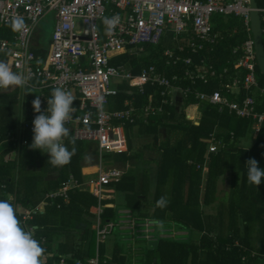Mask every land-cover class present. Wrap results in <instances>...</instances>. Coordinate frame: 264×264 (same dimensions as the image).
I'll use <instances>...</instances> for the list:
<instances>
[{"label":"trees","instance_id":"trees-1","mask_svg":"<svg viewBox=\"0 0 264 264\" xmlns=\"http://www.w3.org/2000/svg\"><path fill=\"white\" fill-rule=\"evenodd\" d=\"M256 1L259 8H264V0ZM213 27L216 32L225 33L227 36L210 58L218 69L229 65L234 73L233 65L238 56L234 55L233 51L247 39L243 21L234 16H215ZM234 30L236 35H231ZM149 57L130 60L132 64L137 62L149 65L152 63V57ZM201 57L209 59V55L204 52L194 56V62L198 63ZM122 58L114 60L113 64H120L124 59L129 60L127 56ZM174 70L178 75H182L183 66L180 65ZM244 74L245 72L241 71L239 75ZM257 75L260 83L264 84V76L258 67ZM217 87L216 81H211L210 84L199 82L196 85V89L206 93H211ZM257 94L258 111L262 112L264 97ZM17 96L18 90L11 94L0 92V200L12 203L18 218L19 205L30 209L36 207L48 191L58 189L71 174L82 180L81 162L89 147L85 142L75 140V155L60 167L48 164L50 156L46 152L33 149H18V157L6 162L5 157L16 149L15 144L9 140V134L17 128L11 108L18 103ZM115 97L109 98L110 110H113L112 101L117 109H121L124 100L132 96L121 93ZM140 100L143 102L144 97ZM196 102L195 97L191 95L185 99L180 112L176 107L169 108L170 115L165 113L152 117L149 125L142 126V134L154 135V142L148 144V148H155L157 145L160 128H166L169 132L166 142L159 146V157L155 159L157 179L154 197H149L147 171L144 172L143 190H136L138 177L133 170L124 175L118 184L110 186L117 192L125 193L124 208L139 212L137 223L151 219L154 229L159 225L158 233L153 240L145 239L141 236L142 233H135L138 235L133 236L135 248L132 250L128 247L133 254L117 244L112 258L105 264H264V179L259 186L250 185L246 168L247 161L254 158L259 168L264 170V124L253 144L245 147L240 144L253 138L252 120L237 118L229 114L227 109L220 111L218 106L202 102L199 106L201 119L199 125H196L195 122L186 120L184 111L185 106ZM170 134L178 136L175 142L171 141ZM212 134L222 139L226 147H221L217 153L208 154V139ZM69 138L68 149L71 151L73 145ZM128 147L130 155L125 152L111 153L106 156L107 162L123 163L135 158L144 163L153 160L152 157L142 159V154L133 152L134 146L129 139L122 149L127 150ZM97 153V150H92V160L97 161ZM38 159L41 160L39 166ZM190 161H193V164H190ZM92 163L97 164L93 161ZM197 164L208 165L209 170L205 176L202 170L197 168ZM92 171L96 169L86 170ZM51 172L60 174L55 180H47ZM221 179H228L231 185L229 190L224 192V197L218 196V183ZM161 197L167 200L165 206H157ZM70 198V203L67 206L63 204L61 209H48L44 214L46 219L43 214H39L29 223L38 227V234L41 233L47 238L49 251L52 250L54 236L66 234L60 241L55 255L63 254L68 261H75L95 255V216L90 213V208L96 206L98 200L90 193L79 192H71ZM106 204L113 203L104 202L103 223L118 222L119 208L107 207ZM208 209H213L214 212H208ZM69 216L72 220L59 223L61 217L67 219ZM80 224L82 237L80 243H77L73 232ZM101 245L102 243L99 249L102 255L105 250ZM84 246H87V252H84ZM103 257L101 256L104 260Z\"/></svg>","mask_w":264,"mask_h":264},{"label":"built area","instance_id":"built-area-1","mask_svg":"<svg viewBox=\"0 0 264 264\" xmlns=\"http://www.w3.org/2000/svg\"><path fill=\"white\" fill-rule=\"evenodd\" d=\"M110 5H113V11H109ZM115 10L122 11L124 15H119L120 23L109 36L106 35L103 20L105 17H112L109 13H114ZM258 11L263 23L264 40V8H259ZM49 12H56L57 25L50 49L43 64H40L41 57L32 49V36L37 24ZM15 16L23 18L26 30L18 32L13 41L0 39V55L9 53L7 61H11L13 71L23 74L24 85H29L30 79L39 78L41 88L60 87L71 91L74 102L79 99V105L73 104L76 111L65 127L69 129L71 139L97 143L101 155L104 152L126 151L122 149L126 146L123 126L113 124L114 121H136V114L132 113L134 109L112 112L107 109L109 98L118 94L112 87L115 79H125L132 87L141 89V92H144L143 88L147 84L158 85L162 88L165 104L170 102L169 95L173 92H179L184 100L193 95L197 102L188 105L190 109L198 111L200 103L207 102L218 106L220 111L227 109L229 114L237 118L252 120L255 135L262 130L264 111H258L257 93L264 97V84L260 83L257 75L249 0H0V28L9 26ZM215 16L241 18L248 34L243 44L233 51L238 56L233 65L234 73L229 65L218 69L210 56L209 59L201 57L195 63L192 56L182 57L171 51L165 53L167 66H183V79L189 80L194 87L199 82L210 84L211 81H216L219 88L211 93L180 87L178 82L182 78L178 74H173L169 79L157 75L154 66L144 70L141 75L134 76L110 62L113 53L130 47L140 49L147 45H158L170 31L177 36L192 31L194 38L188 41V50L194 55L205 52L206 48L218 42L213 29ZM185 50L181 48L182 52ZM241 71L245 72L242 76L239 75ZM89 113L90 117L85 120L84 117ZM187 118L193 122L197 119L193 113H188ZM33 127V121L27 124V129L32 133ZM63 143L65 144V138ZM23 144L28 145L29 141L24 140ZM221 147H226L224 141L212 134L208 139V154L219 152ZM197 168L203 173L208 172L206 165H197ZM123 174L119 168L100 165L98 177L91 179L86 185L95 197L103 200L107 187L118 183ZM80 186L83 185L71 176L58 191L47 195L49 201L46 203L55 204V200L66 197L68 191ZM40 211L39 207L23 211L20 222L41 243L46 241V237H39L38 227L29 223ZM102 213L100 208L96 210L97 223L94 228L98 247L116 227L129 224L134 236L137 233L135 228L142 225L137 223L130 211L121 212L118 222L107 223H102ZM149 222L151 221L144 222L146 229L153 226V223L148 225ZM139 233L145 239L144 234L151 235L150 230ZM42 261L43 264H51V261L53 264H67L66 256L53 255L47 251ZM75 264H101V260L99 254H96L86 259H76Z\"/></svg>","mask_w":264,"mask_h":264},{"label":"crops","instance_id":"crops-1","mask_svg":"<svg viewBox=\"0 0 264 264\" xmlns=\"http://www.w3.org/2000/svg\"><path fill=\"white\" fill-rule=\"evenodd\" d=\"M114 7L113 5L109 6V11H113ZM51 12H49L48 14H50ZM46 14V16L48 15ZM55 14V13H54ZM121 15L123 16L124 14L122 13V11L120 10H115L114 13H109L110 16L112 15ZM46 16L44 18H46ZM42 18V19H44ZM56 18V16H55ZM41 19V20H42ZM40 20V21H41ZM57 21V19H56ZM40 23V22H39ZM35 27L34 30V34L32 36V49L34 50V52L36 53L37 56L41 57L42 61H40V64H43V59L46 57L47 52L50 49V44L52 41V37L48 40V46L47 47H42V48H38L34 41L36 40V35H37V28L38 25ZM56 25V24H55ZM214 29V27H213ZM104 31V29H103ZM18 32H14L10 25L0 28V39H6L8 41H13L15 40L16 36H17ZM214 35L217 36L218 38V42L216 45L214 46H209L208 48H206L205 51V55H209L210 57L212 55L215 54L216 49L220 46V43H223V41L226 39L227 34L222 33V32H216L214 29ZM231 35H236V30L233 31V33H231ZM194 38V35L192 33V31H189L181 36H177L176 34H174L172 31L166 33V35L162 38L161 42L158 45H149L152 46L153 49L151 50L150 54L148 56H150L149 58L152 57V63L149 65H144L143 63H133L131 62L130 59L133 58H141V57H145L146 55L144 54L147 50L144 48H136V47H130L129 49L123 50L119 53H113L111 55V64L113 66H118V67H122L126 72H130L132 73V75L134 76H139L143 73L144 70H148L151 66H154L156 68V74L160 75V76H164L167 77L169 79H171L173 77V74H175V70L174 68H170L167 66V58L165 56L166 51H171L173 54L176 55H180L182 57L184 56H192L194 58V56H199L200 53L198 55H194L192 54V52L190 50H188L187 45H188V41L190 39ZM247 38H248V34H247ZM243 44V43H242ZM240 44V45H242ZM238 45V46H240ZM237 47V46H236ZM163 48V49H162ZM181 48L186 49L184 52L181 51ZM162 49V50H161ZM204 52H202L203 54ZM8 54H3L1 53L0 55V60H4L7 61L8 59ZM120 56V57H119ZM128 57V61L127 60H123L121 61L120 64L114 65L113 61L116 59L122 60V57ZM158 59V60H157ZM157 62H160V64H158ZM16 71V70H14ZM184 71V70H183ZM183 71H182V75H183ZM17 72V71H16ZM177 74V73H176ZM240 74V73H239ZM182 75H179L180 78H182V80L180 82H178V85L180 87H186V88H191L192 90H196V87H194L192 85V83L189 80H185L183 79ZM117 81L115 82L114 85H112L113 89H116L118 91V94L116 96H119V94L124 93L126 95L132 96L131 98H126L124 100L123 105L121 106V109H117L116 105L114 103V101H112L113 103L111 104V107L113 106V110H110V108L107 107V109L109 111H127V110H132L134 109V111H132V113L135 112L136 116L135 118V122L134 123H129V122H124V121H114L113 124L117 125V126H123V132L125 134V127L128 128L129 126L131 127V129H135V133L137 138L133 140V138H128L126 136V142L128 144V139L132 140L133 146H134V151L133 152H137L142 154V159H149L150 157H152L151 159H153L152 161H149L148 163H144L141 162L139 160H137V158L135 159H131L128 162H114L113 164H109V162H107L106 156L111 154L112 152H104L102 155L100 154V149L98 144L96 143V147L93 150H97V157H95L96 160H92V155L91 158H84L83 161L81 162L83 167L81 169L82 172V180L76 178L73 174H71L68 178L67 181H69L70 177L73 176L75 178V180L82 184L83 186L74 189V190H70L67 193L66 197H60L57 200H55V204H47L46 202L49 201V199L47 198V195L50 193H53L55 191H58L63 184L56 190H51L48 191L44 197L42 198V200L40 201L39 204L36 205V207H39L41 209V211L36 214V215H41L43 214V217L46 219L47 216H44V214L46 212H48L47 210L53 207H56L57 209H61L63 204H66V206L70 203L71 198H70V193L71 192H79V193H90L92 194L89 190H88V186L86 185L87 182H89L91 179L88 180L89 176H98V167L100 165H102L103 167H115V168H119L121 169L124 174L126 175L130 170H133L137 173V184L135 185L137 188V191L143 190L145 188V183H144V172L147 171L148 175H149V182H148V193H149V197L150 199H152L155 195L156 192V179H157V165L155 162V159L159 157L160 154V150H159V146H161L163 143L166 142V139L169 137V132L166 128H160L159 134H158V141L156 142V146L155 148H148L146 147L148 144H152L154 142V135H149V134H142V130L143 129V125L147 126L149 125V121H151L150 119L152 117L158 116V115H163L165 113H167V116L170 115L169 112V108H175L178 110V112L181 111V106L182 104H184V99L182 97V95L179 92H173L169 95V99L170 102L165 104L164 100L165 97L162 95V88L159 87L158 85H151V84H147L144 86L143 90L144 92H141V89L139 88H134L130 85L129 81L125 80V79H116ZM189 83H188V82ZM219 88V87H217ZM15 90H18V103L14 104L11 106L12 108V113L14 116V119L16 120V125L17 128L14 132H11L9 134V140L11 142H13L15 144L16 149L12 152H10L6 157H5V161H13L14 159H16L18 157L19 154V150L18 149H31L29 147V145L32 144L33 142V135L34 133L30 132L27 129V124L32 122L35 118L36 115H38V113L35 112V109L32 106V101L35 99L36 95L41 96V110L45 111L47 109V99L50 98L51 93L53 91V88H41L40 87V79L39 78H33L29 80V85H23V86H12L9 88H3L0 89V92L4 93V94H11L13 93ZM198 90V89H197ZM77 98H80V95L78 93L74 94ZM173 98H172V96ZM112 97V96H111ZM115 97V96H113ZM144 97L143 102H141L140 98ZM116 98V97H115ZM114 98V99H115ZM172 98V100H171ZM116 100V99H115ZM177 103H179V105H177ZM74 106H78L79 105V99H77L74 103ZM109 106V104H108ZM18 108L16 110V115L14 114V108ZM189 106H185L184 111H185V118L186 120H189L187 118V114L188 112L186 111V109H188ZM148 109V110H147ZM190 109V108H189ZM191 110V109H190ZM194 116L197 118L195 124L199 125V120L201 119V113H200V109L198 111H194L193 112ZM148 115V116H146ZM133 125V126H132ZM164 130L165 136L162 137L161 130ZM131 132V131H130ZM170 138L172 142L176 141V138L178 136H176L175 134H170ZM70 137V138H69ZM143 137L147 138V143L145 144H138V139H142ZM69 139H71V135L69 133V136L65 138V146L68 147V142ZM256 138V135L253 132V138L252 140L254 141V139ZM24 140H28L29 144L28 145H24L23 141ZM81 142H88V141H81ZM94 143V142H92ZM242 146L247 147L244 144H240ZM90 148V147H89ZM208 148V147H207ZM91 149V148H90ZM89 149V150H90ZM88 150V151H89ZM87 151V154H88ZM125 153H128L129 155L131 154L129 151V147L126 151H124ZM123 152V153H124ZM120 154V153H118ZM93 162H96L97 164H93ZM41 163V160L38 159L37 160V166H39ZM190 164H193V161L189 162ZM108 165H112V166H108ZM200 165V164H197ZM207 166V164H204ZM203 165V166H204ZM60 167V166H59ZM156 168V173L154 174V169ZM96 169V171H92V172H86L87 169ZM209 170V169H208ZM203 172V171H202ZM60 173L58 172H51V174L48 175V179L47 180H55L57 179V177L59 176ZM207 173H203V175L205 176ZM122 176V178H123ZM121 178V180H122ZM96 179V178H94ZM120 180V181H121ZM66 181V182H67ZM119 181V182H120ZM118 182V183H119ZM118 183H112L110 185L113 184H118ZM108 186L107 187V192H106V197L103 200H99L97 197H95L93 194V196L95 198H97L98 200V204L96 206H93L92 208H90V213L94 214L95 218L94 220V225H93V229L95 230L94 226L97 223V215H96V210L98 208H100L102 211L104 209V202H111L113 204H106L107 207H114L116 206L117 208H119V216L121 217V212L123 211H130L129 209L124 208L125 203H126V195L125 193H121V192H117L116 189L113 186ZM5 187V186H3ZM1 189V188H0ZM35 208V207H34ZM78 208V207H74ZM27 209L30 208H26L23 206H18L17 207V212H18V218L19 220L21 219V213ZM71 213V212H69ZM35 215V216H36ZM133 217L137 220V218H139V212H132ZM33 220V219H32ZM31 220V221H32ZM69 220H72L71 216H69L67 219H63L61 217V219H59V223H67L69 222ZM101 220H102V215H101ZM149 221H152L151 219H147ZM30 221V222H31ZM103 223V220H102ZM142 223V222H141ZM73 225H77V223H73ZM36 227V226H35ZM81 224L79 226L75 227V230L73 232V234L75 235V237H77V243H80L81 240ZM80 229V230H79ZM113 233V232H112ZM65 233H63L64 235ZM66 235V234H65ZM61 236L59 234L55 235L53 240V247L52 250L49 251L47 244H48V240L46 238L45 242L41 241V246L45 249V251L49 252L50 254L55 255L56 253V249L59 247V243L62 239H64V237L66 236ZM39 237H43V235H41V233L38 234ZM97 236V235H96ZM109 236L106 238V240L102 243V245L106 244L107 241H109ZM82 244V243H81ZM101 245V246H102ZM80 246V245H79ZM100 247V246H99ZM98 247V244L96 245V250H95V255L99 254L100 256V260H101V264H105L107 263L111 258H112V254L113 251L115 249V244L112 245V250L111 253L109 255H107L104 251V253H102V255L100 254V249ZM87 246H84V252H87ZM60 255V254H59ZM63 255V254H62ZM65 256V255H63ZM101 256L104 258V260L101 258ZM80 259V258H79ZM67 264H75V261H68L67 259Z\"/></svg>","mask_w":264,"mask_h":264},{"label":"clouds","instance_id":"clouds-1","mask_svg":"<svg viewBox=\"0 0 264 264\" xmlns=\"http://www.w3.org/2000/svg\"><path fill=\"white\" fill-rule=\"evenodd\" d=\"M120 23L118 14L105 17L106 35H112L115 27ZM10 27L14 32L26 30L22 17L15 16L10 21ZM94 29V26H93ZM25 77L23 74L13 71L11 61L0 60V88L23 86ZM74 98L71 91L56 87L50 98L47 99V109L41 110V96L36 95L32 106L38 115L33 120V142L29 147L33 150L46 152L52 166H63L75 155V138L70 143L71 151L63 143V139L69 136V129L65 127L72 114L76 111L73 107ZM87 114L84 119L90 117ZM247 181L250 185L259 186L264 179V170L258 166L253 158L246 163ZM167 200L161 197L157 206H165ZM45 249L34 238L32 231L25 230L17 218L16 210L8 200H0V264H43L42 257Z\"/></svg>","mask_w":264,"mask_h":264},{"label":"rangeland","instance_id":"rangeland-1","mask_svg":"<svg viewBox=\"0 0 264 264\" xmlns=\"http://www.w3.org/2000/svg\"><path fill=\"white\" fill-rule=\"evenodd\" d=\"M55 16H56V12H51L50 14H48L46 16V18H44L40 21L38 28H37L36 40L34 41L35 45L38 48L47 47L48 46V40L51 37H53L54 31H55V28L57 25V21H56ZM225 20L227 21V18ZM145 49L147 51L144 54L146 56H148L150 54L151 50L153 49V47L147 45V46H145ZM116 81H117L116 79L113 80L112 85H114ZM177 105H179V103H177ZM17 109L18 108L15 107L13 110L15 115H16ZM186 111L188 113L194 112V110H192V109L190 110L189 108L186 109ZM134 131H135V129L132 130L131 127H128V128L125 127V134L129 139L133 138V140H134L137 138L136 133ZM161 131H162L161 136L164 137L165 136L164 130L162 129ZM138 140H139L138 144H145L148 141L146 137H143L142 139H138ZM253 142L254 141L252 139H248V140H244L242 142V144L246 145L247 147H250V145H252ZM86 144L88 147L91 148V149L89 148L90 150L88 151V154H86V158H91L92 150L96 147V143L86 142ZM108 166H112V165H108ZM153 169H154V174H155L156 168L154 167ZM97 177L89 176L88 180L94 179ZM230 186H231L230 181L228 179L227 180L221 179L218 183V188H219L218 196L224 197L226 195L224 192L229 190ZM208 212H214V211H213V209H208ZM151 223L152 222H149L148 225H150ZM158 229H159V225H157V228H155V229L153 228V226L150 229H146L145 223H142V225H138L137 228H135L137 233L145 232V230L146 231L150 230L151 235L144 234L146 236L147 240H153L154 239L153 237H155V235L158 233ZM134 236L138 237L137 234H135ZM108 239H109V241H107V243L103 245L104 246L103 249L105 250V253L107 255H109L111 253L113 244H115V245L118 244L119 246L124 247L125 250H127L128 247H131L132 250H134V248H135V241H133V234H132V231L130 229L129 224H124V225H122V227H116ZM133 245H134V247H133ZM136 247H138V245H136ZM128 251L131 253L130 249H128ZM132 254L133 253H131V255Z\"/></svg>","mask_w":264,"mask_h":264},{"label":"water","instance_id":"water-1","mask_svg":"<svg viewBox=\"0 0 264 264\" xmlns=\"http://www.w3.org/2000/svg\"><path fill=\"white\" fill-rule=\"evenodd\" d=\"M251 8V31L255 44V53L257 58V66L264 76V40H263V23L261 15L258 11L259 6L256 0H249Z\"/></svg>","mask_w":264,"mask_h":264}]
</instances>
